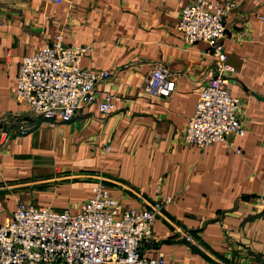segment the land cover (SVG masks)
<instances>
[{
    "label": "crops",
    "instance_id": "0c3cea01",
    "mask_svg": "<svg viewBox=\"0 0 264 264\" xmlns=\"http://www.w3.org/2000/svg\"><path fill=\"white\" fill-rule=\"evenodd\" d=\"M187 1L0 0V225L18 200L75 213L100 183L125 208L161 203L146 257L264 264V0H236L224 18L222 43L236 68L228 88L245 132L228 137L231 147L203 148L183 133L215 58L177 30ZM58 33L87 48L81 67L110 72L97 84L114 96L108 115L91 103L62 122L16 100L22 59ZM156 65L176 75L168 97L145 90Z\"/></svg>",
    "mask_w": 264,
    "mask_h": 264
},
{
    "label": "built area",
    "instance_id": "2783aa9c",
    "mask_svg": "<svg viewBox=\"0 0 264 264\" xmlns=\"http://www.w3.org/2000/svg\"><path fill=\"white\" fill-rule=\"evenodd\" d=\"M47 1L60 4L64 0ZM236 5V0H188L181 9L177 30L183 40L206 43L215 58L214 69L188 118L183 133L186 144L203 148L223 142L231 147L228 137L245 132L237 117L240 100L228 88L236 68L227 61L222 43L224 18ZM86 51L84 46L65 45L61 33L55 35L54 41L22 59L14 89L16 100L26 103L32 115L62 122L70 121L82 105L91 103L97 104L100 113H111L114 96L97 91V84L108 79L110 72L81 67ZM175 76L156 65L145 90L168 97L175 89ZM170 201V197L163 200ZM160 209L161 203L148 209L125 208L100 183L75 213L18 200L11 217L0 225V264H165L162 254L144 255L153 243L152 227Z\"/></svg>",
    "mask_w": 264,
    "mask_h": 264
}]
</instances>
